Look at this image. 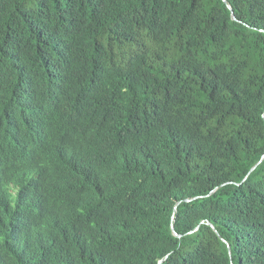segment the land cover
<instances>
[{
    "label": "trees",
    "instance_id": "obj_1",
    "mask_svg": "<svg viewBox=\"0 0 264 264\" xmlns=\"http://www.w3.org/2000/svg\"><path fill=\"white\" fill-rule=\"evenodd\" d=\"M0 264H264V0H0Z\"/></svg>",
    "mask_w": 264,
    "mask_h": 264
},
{
    "label": "water",
    "instance_id": "obj_2",
    "mask_svg": "<svg viewBox=\"0 0 264 264\" xmlns=\"http://www.w3.org/2000/svg\"><path fill=\"white\" fill-rule=\"evenodd\" d=\"M224 2H226V0H223ZM255 167H253L250 171H252L253 169H254ZM172 229H173V227H172ZM174 230V229H173ZM174 234L176 235V236H178L175 232H174Z\"/></svg>",
    "mask_w": 264,
    "mask_h": 264
},
{
    "label": "clouds",
    "instance_id": "obj_3",
    "mask_svg": "<svg viewBox=\"0 0 264 264\" xmlns=\"http://www.w3.org/2000/svg\"><path fill=\"white\" fill-rule=\"evenodd\" d=\"M35 236H36V234H35ZM38 241V240H37Z\"/></svg>",
    "mask_w": 264,
    "mask_h": 264
}]
</instances>
